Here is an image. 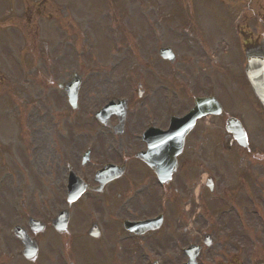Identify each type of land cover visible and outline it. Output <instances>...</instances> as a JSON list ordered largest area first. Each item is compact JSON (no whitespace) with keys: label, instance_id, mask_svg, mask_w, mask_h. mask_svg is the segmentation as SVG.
<instances>
[{"label":"flooded vegetation","instance_id":"flooded-vegetation-1","mask_svg":"<svg viewBox=\"0 0 264 264\" xmlns=\"http://www.w3.org/2000/svg\"><path fill=\"white\" fill-rule=\"evenodd\" d=\"M241 157H245L241 155ZM264 159H261V163ZM259 163V162H258ZM243 164V163H242ZM260 164V163H259ZM263 165L257 169L258 175H219L213 183V210L227 211L231 218L241 217V226L251 227L264 225V168ZM260 173H262L260 175ZM255 176L259 181L257 193L251 190L249 200L242 192V182L245 178ZM219 179V180H218ZM218 180V181H217ZM256 183V182H255ZM236 187V190L234 187ZM221 190L224 194H221ZM154 196V193L148 194ZM230 195V197H229ZM229 202L226 203V199ZM245 212V213H244ZM250 212L248 219L246 213ZM178 217L184 220V215L178 211ZM213 216V232L216 231L217 224ZM163 229L147 231L140 236L142 245L147 244V250L143 253L132 252L138 259L145 260L147 264H154L158 260L160 264H180L187 259V254L181 252L180 247L185 245L186 236L180 235L178 230L173 232V236L162 235ZM203 240L196 236L194 243L200 245ZM200 264H259L264 263V231L257 236L238 235L225 238L220 236L212 238L208 245L201 246L198 253Z\"/></svg>","mask_w":264,"mask_h":264},{"label":"rangeland","instance_id":"rangeland-1","mask_svg":"<svg viewBox=\"0 0 264 264\" xmlns=\"http://www.w3.org/2000/svg\"><path fill=\"white\" fill-rule=\"evenodd\" d=\"M64 2V1H63ZM74 6L75 7H79L81 1L76 2L74 1ZM121 2H125V0L120 1ZM123 4L125 3H121V6H123ZM148 5V3H146ZM110 5V2H104L103 4H101V6L107 7ZM1 6V5H0ZM137 6V14L140 13V9H139V4L136 5ZM149 6V5H148ZM35 7L33 9H30L29 13H28V18L31 17V22L33 24V28H34V32L36 33V26H39V31H40V26L44 25L47 26L48 25L43 22L42 20H40L38 17H34V13H35ZM154 9H156L157 11H160V4L156 3L154 5ZM147 13H150V9L149 11H147ZM77 18H79L80 13H76ZM142 18H145L144 16L138 15V19L137 22L138 24L136 25L137 28V33L139 34V38L137 39V45L136 48H130V50H133V57L135 58V56L138 54L137 49L139 48H143L144 45L147 44L146 42V38L143 34V30L141 29L144 26V20ZM66 22V20H65ZM104 23V21H102ZM44 30H46L45 28H43ZM100 33H105L104 32V28L102 29V31H100ZM96 34V35H90V39L91 38H98L99 39H103L104 41H107V37L103 34ZM109 34V33H108ZM111 35V34H110ZM112 36V35H111ZM108 48L110 49V45H108L107 42L103 43L101 41L98 40V46L96 48H89V50L87 51V57H79V61L80 60H94L95 63H90L89 65H87V67L85 68L86 71V75H88V79L83 91V94L85 95V97L88 98V101L92 102V103H98L101 101V93H105L106 95H111L112 93H114L113 89L114 86H116V82H117V77L115 76L116 73L113 72L112 74L106 73L104 70V67H107L108 70H112L114 67L111 66V64H109L106 60L109 59L108 56L104 57V53L102 52L101 49H105ZM86 52V51H85ZM126 58H130V57H126ZM124 58V59H126ZM102 79H105L102 81ZM126 85V83H125ZM0 139H3L0 138ZM261 157H263V153L260 154ZM203 171H208L210 173V171L213 172V164H205L203 167ZM212 170H211V169ZM3 173V169L0 168V175ZM2 182V183H1ZM0 185L3 184V179L1 180ZM226 228H229L228 226H226ZM235 234L237 233L238 227H236L235 229ZM250 234H254L252 232H250Z\"/></svg>","mask_w":264,"mask_h":264},{"label":"water","instance_id":"water-1","mask_svg":"<svg viewBox=\"0 0 264 264\" xmlns=\"http://www.w3.org/2000/svg\"><path fill=\"white\" fill-rule=\"evenodd\" d=\"M248 72L252 81L254 80L255 82L256 91H258L259 95L264 99V81L262 76L258 77V73L254 70H249Z\"/></svg>","mask_w":264,"mask_h":264}]
</instances>
